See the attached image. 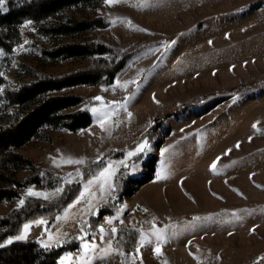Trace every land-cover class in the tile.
I'll return each instance as SVG.
<instances>
[{"label": "rangeland", "instance_id": "1", "mask_svg": "<svg viewBox=\"0 0 264 264\" xmlns=\"http://www.w3.org/2000/svg\"><path fill=\"white\" fill-rule=\"evenodd\" d=\"M10 8L3 0L0 10ZM63 15L103 20L68 36L46 33L43 21L20 24L13 51L0 48L7 78L0 125L19 108L8 104L9 92L34 79L28 66L63 76L99 59H127L111 82L103 75L54 91L81 96L62 113L88 110L92 122L71 128L65 118L21 149L37 169L15 172L24 184L0 201V216L29 198L55 201L80 183L54 217L19 234L48 247L75 239L57 264H82V236L97 254L111 245L92 264H264V0H101ZM69 42L107 50L45 56V48ZM34 174L57 180L27 183ZM131 177L147 180L132 186Z\"/></svg>", "mask_w": 264, "mask_h": 264}, {"label": "trees", "instance_id": "2", "mask_svg": "<svg viewBox=\"0 0 264 264\" xmlns=\"http://www.w3.org/2000/svg\"><path fill=\"white\" fill-rule=\"evenodd\" d=\"M8 1L11 5L10 10L8 12L0 10V48L7 52L13 51L20 39L19 26L27 20L43 21V30L46 33L64 36L86 30L94 26L93 22L103 20L102 17L91 19L90 17L79 18L73 15H63L65 11L76 7L97 6L101 0ZM51 21L54 22L51 23ZM106 48L104 43L69 42L51 49L45 48L44 54L47 58L59 59L103 53L107 50ZM126 59L127 57L119 60L99 59L90 69L78 70L63 76L41 73L33 67H27L34 79L9 92L6 98L8 104L14 107L19 106V108H14L13 113L9 112L4 123L0 125V201L19 195L18 187L24 183L16 178L17 170L29 165L37 169L33 160L21 149L40 136L45 126H58L65 118H68L65 124L71 128L85 127L92 122V114L88 110L62 113L65 108L81 102V96L57 94L54 91L81 83L95 84L103 75H106L108 81L111 82L118 71L124 67ZM6 81L4 62L0 59V99L3 93L2 86ZM103 163L104 161H99L96 167ZM52 177L46 180L34 174L27 183L37 182L45 186L57 180L54 179L57 177ZM146 180L147 177H131L130 184L138 186ZM9 183L15 185H8ZM80 188V183L70 185L59 199L49 203L29 198L21 208L13 210L6 216H0V226L4 228L0 231V243L9 237L19 235L23 226L30 221L42 216L54 217L60 209L77 196ZM94 220H97V217H94ZM77 246L78 242L75 239L50 246L47 249L37 240H18L0 248V264H57L62 254Z\"/></svg>", "mask_w": 264, "mask_h": 264}, {"label": "snow or ice", "instance_id": "3", "mask_svg": "<svg viewBox=\"0 0 264 264\" xmlns=\"http://www.w3.org/2000/svg\"><path fill=\"white\" fill-rule=\"evenodd\" d=\"M107 3L109 4H114V3H119L120 0H106ZM3 5V0H0V7H2ZM28 23H31L30 21ZM97 100L101 99L100 97H96ZM253 127H256L255 125ZM237 147H239V145H237ZM147 149V142L145 141L144 143L140 144L137 146V152H141V151H145ZM136 153H129V155H135ZM219 159V158H217ZM72 163H77V164H82L84 163L83 160H76V161H71ZM59 166V165H58ZM211 169L213 171L216 170V163L214 162L212 165H211ZM107 171V170H105ZM218 174V173H217ZM103 175V173L101 174ZM57 191H60V189H58ZM28 194L30 196H41L43 195L42 193H36V192H33L32 189H29L28 190ZM47 198V196H45V199ZM20 204L23 205L24 204V200L21 199L20 200ZM144 211H147L146 209ZM37 224H43L44 221H37L36 222ZM109 224L112 223L111 220L108 221ZM25 229L27 230L30 225H25L24 226ZM47 231V229H45ZM101 231H103V229H101ZM112 233H116L117 232V229L116 228H112L111 229ZM254 231V229H253ZM158 237L160 235V233H157ZM27 237H26V234H22V235H18L14 238H10L9 240H7L5 243H0V248H3L6 246V244H11L14 240H25ZM81 240H84L85 243L83 244L82 248L86 251H84L83 253V259H82V264H92L93 260H105L107 258V256L109 255L110 251L112 250L111 249V245H109V248L108 249H104L102 251L98 253V249H99V246L96 245L95 243H92V242H88L85 240V237H80ZM45 249L48 248V245H42ZM160 249L159 247L156 248V252H159ZM262 259H264V257H262ZM61 264H64V261L62 260L61 261Z\"/></svg>", "mask_w": 264, "mask_h": 264}]
</instances>
